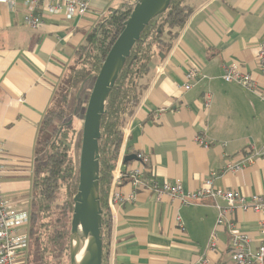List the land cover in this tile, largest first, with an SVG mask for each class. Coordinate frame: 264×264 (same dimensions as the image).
<instances>
[{
  "label": "crops",
  "instance_id": "crops-1",
  "mask_svg": "<svg viewBox=\"0 0 264 264\" xmlns=\"http://www.w3.org/2000/svg\"><path fill=\"white\" fill-rule=\"evenodd\" d=\"M89 2L81 17L43 13L36 28L24 24L21 2L13 9L0 4V189L11 208H30L40 122L52 110L86 33L120 0ZM183 2L191 13L170 48L149 61L142 78L146 88L123 127L126 150L145 155L148 181L179 182L187 192L215 172L219 189L245 197L264 194V75L257 62L264 0ZM231 63L251 75L255 91L223 80V66ZM190 69L198 75L185 90ZM197 135L209 147L198 144ZM234 156L246 159L244 166L223 171L224 161ZM120 190L132 200L112 216L108 264H200L202 259L203 264H234L227 227L217 224L216 205L225 206L223 198L183 204L146 187L133 192L127 182ZM227 219L249 235V249L255 251L260 215L236 203ZM212 231L217 239L211 249Z\"/></svg>",
  "mask_w": 264,
  "mask_h": 264
},
{
  "label": "trees",
  "instance_id": "trees-1",
  "mask_svg": "<svg viewBox=\"0 0 264 264\" xmlns=\"http://www.w3.org/2000/svg\"><path fill=\"white\" fill-rule=\"evenodd\" d=\"M135 0H120L86 33L76 52L70 87H78L96 76L107 52L129 16ZM191 13L183 0H170L167 9L143 28L139 39L118 75L105 103L100 122L99 139V201L102 209V261L108 264L112 216L107 205L110 171L123 139V127L134 113L146 85L142 78L148 71L151 57L164 54L184 26ZM84 87V85H83ZM82 87V88H83ZM63 110L48 111L38 128L34 147L35 169L32 176V197L29 221L25 227L29 242L22 264H69V229L73 195L78 183V163L69 156L70 123L61 122ZM57 119L58 126L48 132ZM41 152L43 156H41ZM42 162H44L42 164ZM64 188L65 199L55 202L58 188ZM55 213L56 216H53Z\"/></svg>",
  "mask_w": 264,
  "mask_h": 264
},
{
  "label": "built area",
  "instance_id": "built-area-1",
  "mask_svg": "<svg viewBox=\"0 0 264 264\" xmlns=\"http://www.w3.org/2000/svg\"><path fill=\"white\" fill-rule=\"evenodd\" d=\"M90 0H0L9 8H14L21 2L24 8L23 22L30 28H36L42 24V14L60 15L65 19L81 17L86 14ZM257 62L260 72L264 75V41L259 43L257 52ZM162 71L161 68L158 69ZM197 70L190 69L184 74L183 89L192 87L197 79ZM222 78L224 81L234 83L244 89H257V84L248 72H243L235 64L223 66ZM123 139L115 166L110 171V183L107 194V205L111 216L124 201L132 200V196L125 197L120 187L123 182L131 185L133 192L139 188L146 187L157 197L167 195L178 198L183 204H190L203 198L221 197L225 200V206L216 205L218 216L217 224L225 223L229 233V258L234 264H264V194H253L245 197L235 190H222L214 185L215 172L202 180L197 189L185 192L179 182L158 181L156 179L147 180L144 176L147 159L141 152H128L126 150V129L123 128ZM196 141L204 148L210 143L202 136L197 135ZM134 153L136 158L132 160L135 165H129L124 161L127 154ZM246 159L237 160L236 157L228 158L222 166L223 171H235L244 166ZM132 195V194H131ZM242 210H252L260 215L258 221L259 243L255 251L249 249V235L240 230L232 220H225V216L230 214L235 204ZM29 221V212L11 208L0 189V264H17L19 257L23 256L28 246V234L25 227ZM216 233L211 232L208 248H213L216 243ZM205 262L204 259L200 264Z\"/></svg>",
  "mask_w": 264,
  "mask_h": 264
},
{
  "label": "water",
  "instance_id": "water-1",
  "mask_svg": "<svg viewBox=\"0 0 264 264\" xmlns=\"http://www.w3.org/2000/svg\"><path fill=\"white\" fill-rule=\"evenodd\" d=\"M170 0H135L120 32L107 52L86 104L78 160V183L73 195L69 231V264H101L102 209L99 201L100 122L105 103L126 58L143 28L168 7ZM84 83L80 85L79 91ZM136 158L127 154L124 161ZM80 251L77 252L78 247Z\"/></svg>",
  "mask_w": 264,
  "mask_h": 264
},
{
  "label": "rangeland",
  "instance_id": "rangeland-1",
  "mask_svg": "<svg viewBox=\"0 0 264 264\" xmlns=\"http://www.w3.org/2000/svg\"><path fill=\"white\" fill-rule=\"evenodd\" d=\"M78 67H79V64H76V63L70 66V68L68 69L64 77L63 82L57 88V92L54 97V103L52 106V110H49V111L63 110V112L65 113V117L61 122L70 123V126H69L70 130L68 131V134L71 136L69 156H71L72 160L76 163H78V160H79L83 116H84L86 104H87L89 94H90V91H91V88L94 82V78H95V76L93 75V77H91L84 84V87L80 91L78 87L71 88L70 83H69L70 77L73 73V68L77 69ZM59 122L56 119L54 123L52 124V126L47 128L46 133L48 132L49 134V132H52V129L57 126L60 130L62 126L59 125ZM120 146L118 147V150L116 152L113 167L116 164L118 154L120 151ZM41 156H43L42 152H41ZM43 163L44 162H42V164ZM64 199H65L64 188L59 187L57 194H56L55 202L61 203ZM27 210L29 211L30 208ZM53 216H56L55 213L53 214ZM28 241H29V238H28ZM17 264H22V257L18 259Z\"/></svg>",
  "mask_w": 264,
  "mask_h": 264
},
{
  "label": "bare ground",
  "instance_id": "bare-ground-1",
  "mask_svg": "<svg viewBox=\"0 0 264 264\" xmlns=\"http://www.w3.org/2000/svg\"><path fill=\"white\" fill-rule=\"evenodd\" d=\"M80 248H81V246H80V247H78V250H77V252H79V251H80Z\"/></svg>",
  "mask_w": 264,
  "mask_h": 264
}]
</instances>
